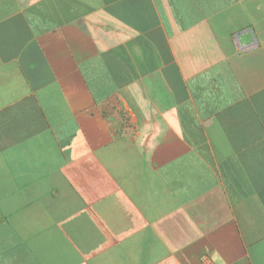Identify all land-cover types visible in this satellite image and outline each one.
Here are the masks:
<instances>
[{
	"label": "crops",
	"instance_id": "0c3cea01",
	"mask_svg": "<svg viewBox=\"0 0 264 264\" xmlns=\"http://www.w3.org/2000/svg\"><path fill=\"white\" fill-rule=\"evenodd\" d=\"M0 264H264V0H0Z\"/></svg>",
	"mask_w": 264,
	"mask_h": 264
}]
</instances>
